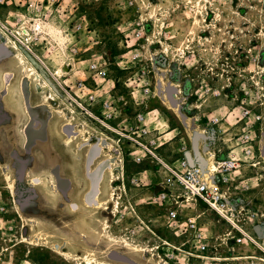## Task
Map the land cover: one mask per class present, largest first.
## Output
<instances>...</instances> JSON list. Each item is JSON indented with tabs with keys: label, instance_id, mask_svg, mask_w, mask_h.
<instances>
[{
	"label": "rangeland",
	"instance_id": "rangeland-1",
	"mask_svg": "<svg viewBox=\"0 0 264 264\" xmlns=\"http://www.w3.org/2000/svg\"><path fill=\"white\" fill-rule=\"evenodd\" d=\"M5 1L0 17L11 21L21 13L18 0ZM68 4L75 7L77 18H86L90 30L82 33L77 62L81 70L91 61L104 65L117 127L129 125L138 111L158 110L149 116L150 123L164 135L169 133L166 139L172 140L165 147L185 143L191 150L179 117L169 109L173 101L192 118L189 124L198 125L206 135L200 148L214 165L210 153L229 151L245 127L238 122V106L245 100L256 107L262 115L255 127L260 164L235 174L229 196L233 207L250 209L257 214L255 225H264V0ZM48 29L52 63L60 54L62 27ZM3 47L7 50H0V264H86L81 260L86 256L91 264H168L165 247L152 235L135 230L125 210L131 201L153 223L162 222L153 166L134 170L135 164L126 157L127 177L149 170L139 178L150 180L139 188L127 183L125 199L116 195L112 140L117 136L109 135L106 144L99 125L74 127L69 115L56 111L59 102L50 97L54 94L33 82V75L26 78L28 65L17 68L15 51ZM13 74L12 82L6 83ZM88 84L95 88L92 79ZM214 117L220 119L216 126ZM35 122L39 125L34 127ZM203 224L214 239L226 229L214 215L205 214Z\"/></svg>",
	"mask_w": 264,
	"mask_h": 264
},
{
	"label": "built area",
	"instance_id": "built-area-1",
	"mask_svg": "<svg viewBox=\"0 0 264 264\" xmlns=\"http://www.w3.org/2000/svg\"><path fill=\"white\" fill-rule=\"evenodd\" d=\"M68 1L71 0H18L20 14L11 21L0 17V43L8 48L15 47L17 53L21 51L37 62L39 68H36L42 72H39L42 80L38 83H49L51 89L49 87L48 90L54 94L50 97L59 102L56 111L69 115L71 122L75 121V125L72 124L74 127L81 125L92 128V125H99L106 144L109 135L117 136L116 141L112 140V149L117 158L114 179L116 195L125 199L128 197L127 183L139 188L150 180L139 178L147 170L127 177L126 157L135 165L149 161L154 166L155 199L163 222L160 225L177 231L184 238L182 246L187 260L193 259L201 264H232L236 260H249L252 264H260L257 253H264V245L253 230L255 213L248 208L233 207L229 192L235 174L245 167L257 168L260 164L262 154L255 127L262 122V115L245 100L238 106V122H243L245 127L234 138L229 151L222 153L219 150L217 153L215 150L210 153L216 170L215 180L205 177L196 157L194 165H191L186 156L189 150L185 143L179 147V158L167 159L161 154V149L172 139L167 140L166 135L150 123L149 115L158 110L136 113L127 126L122 124L117 127L113 124L118 116L112 89L104 84L107 71L104 65L94 61L89 63L86 70L80 69L77 56L80 54L81 36L90 30L86 18H77L75 7L69 8ZM5 2L0 0V6ZM60 26L62 29L58 30V34L63 43L58 60L53 59L50 63L53 51L48 28ZM144 40L148 46L151 45L148 38ZM85 73L89 74L88 78L79 76ZM90 79L95 83V88L88 84ZM99 81L104 82L98 85ZM145 91L150 93V88L146 86ZM219 122L220 119L214 117L212 126ZM216 134L214 131L213 135ZM126 209L134 221L135 230L152 235L160 246L170 245L167 240L158 237L156 223L146 218L131 201H128ZM205 214L214 215L227 224L219 239L231 254L221 252L218 239H214L209 228L203 224ZM236 252L239 254H234Z\"/></svg>",
	"mask_w": 264,
	"mask_h": 264
},
{
	"label": "bare ground",
	"instance_id": "bare-ground-1",
	"mask_svg": "<svg viewBox=\"0 0 264 264\" xmlns=\"http://www.w3.org/2000/svg\"><path fill=\"white\" fill-rule=\"evenodd\" d=\"M3 46H5V45H3ZM9 49L15 51V47H12ZM2 51H3V49H2ZM4 52H6V50H4ZM3 55H4V53H3ZM14 58L18 62L17 68H19L20 70L28 65V67H26V68H27L29 74L26 78H28V77L30 78L33 75V77H34L33 82H36V84L39 85L43 90L49 89V85L46 82L38 83V81L41 80L42 77L40 76L38 71H36V69L30 64V62H28L27 58L21 53V51H18V53L15 51ZM60 72L61 71H59V73ZM173 86L176 87L177 85L173 84ZM171 103L172 104L174 103V104L172 107H171V105H169V109L172 110L179 117V121L183 125V129L185 130L186 135L189 137L190 143L192 145V148H191V150H189V152L191 153L192 157H196L197 159H199L198 161L201 163L200 165L203 168V172L205 174V177H207L209 180H212V179L215 180L216 179V174H215L216 170H215V167L213 165V161H212V159L205 158L203 156V153H202L201 148H200L201 141H204L206 139V135L202 131L198 130L199 129L198 125L191 126L188 121L192 120V118L183 114L179 110V106L175 105V102L172 101ZM53 111H55V110H53ZM99 148H100V150L103 149L102 146ZM81 260H83L86 264L93 263V261L90 258H88L87 256L82 258Z\"/></svg>",
	"mask_w": 264,
	"mask_h": 264
},
{
	"label": "flooded vegetation",
	"instance_id": "flooded-vegetation-1",
	"mask_svg": "<svg viewBox=\"0 0 264 264\" xmlns=\"http://www.w3.org/2000/svg\"><path fill=\"white\" fill-rule=\"evenodd\" d=\"M13 77L9 76L8 78H5V82L6 80L8 81H12ZM34 127L39 125L37 122L34 123ZM210 216V215H209ZM216 219H218V222L225 225L226 229H227V224L223 221H221L219 218H217L216 216H214ZM255 217L257 219V214H255ZM157 226V229H156V232H157V235L158 237L160 238H163L165 240H167L170 245L167 247H165L166 249V252H168V264H201L200 262H197L193 259L191 260H187L185 255H184V251L185 249L183 248L182 246V243H183V240L184 238L182 236L179 235V233L171 228H166L164 226H161L160 224L156 225ZM257 225L254 226L253 230H254V233L255 235L261 240V242L263 243L264 245V225H262V237H259V235L256 233V230H255V227ZM225 229V230H226ZM223 234L219 235L217 237L218 239V244L221 245L220 246V250L222 253L224 254H231L228 252V247L225 246L223 243H221V240L219 239L220 236H222ZM156 239V238H154ZM157 240V239H156ZM234 254H239L238 252L234 253ZM258 255V260L261 261L260 264H264V253L263 252H259L257 253ZM173 257V260L172 258ZM263 261V263H262ZM252 261H249V260H246V261H234L232 264H252L251 263Z\"/></svg>",
	"mask_w": 264,
	"mask_h": 264
},
{
	"label": "crops",
	"instance_id": "crops-1",
	"mask_svg": "<svg viewBox=\"0 0 264 264\" xmlns=\"http://www.w3.org/2000/svg\"><path fill=\"white\" fill-rule=\"evenodd\" d=\"M14 64H12V62L10 63V67L12 68V67H14L13 66ZM14 74L12 75V77L14 78ZM12 82V81H11ZM10 81H8V80H6V83H11ZM138 112H142V111H138ZM137 112V113H138ZM150 112V111H149ZM145 113H148V112H145ZM151 115H153L152 113L149 115V116H151ZM152 124V123H151ZM156 124V123H155ZM153 125V124H152ZM154 126V125H153ZM157 126H159V125H157ZM169 134V133H168ZM168 134L166 135V136H168ZM166 136H165V138H166ZM178 150H179V147H177V145L176 144H169L167 147H163L162 149H161V154L164 156V157H166L167 159H170V160H176V155H177V152H178ZM152 166L150 165V163H149V161H146V162H144L142 165H134L133 166V169L134 170H144V169H150ZM153 168H154V166H153ZM149 170H147V172H148ZM152 171H154L155 172V170H152ZM146 172V173H147ZM141 174H142V172H141Z\"/></svg>",
	"mask_w": 264,
	"mask_h": 264
},
{
	"label": "water",
	"instance_id": "water-1",
	"mask_svg": "<svg viewBox=\"0 0 264 264\" xmlns=\"http://www.w3.org/2000/svg\"><path fill=\"white\" fill-rule=\"evenodd\" d=\"M1 49H3V50H7V49H5L1 44H0V50ZM8 53V52H7ZM29 57H31V56H29ZM32 59V58H31ZM32 63L37 67V68H39V65L37 64V62L34 60V59H32ZM186 156L188 157V159H189V161H190V163H191V165H194V161H195V158L194 157H192V155H191V153L190 152H187L186 153ZM197 159V158H196ZM197 161H198V159H197ZM198 163H199V161H198ZM200 164V163H199ZM255 230H256V233L259 235V237H262V227H261V225H257L256 227H255Z\"/></svg>",
	"mask_w": 264,
	"mask_h": 264
}]
</instances>
